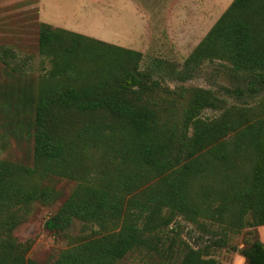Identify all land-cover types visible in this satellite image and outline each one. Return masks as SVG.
Listing matches in <instances>:
<instances>
[{
  "label": "trees",
  "instance_id": "obj_1",
  "mask_svg": "<svg viewBox=\"0 0 264 264\" xmlns=\"http://www.w3.org/2000/svg\"><path fill=\"white\" fill-rule=\"evenodd\" d=\"M38 49L56 83L34 99L31 166L0 162V264H40L23 260L30 244L11 232L32 204L55 200L41 184L50 175L78 182L45 227L65 232L76 218L97 229L41 264H115L175 214L228 218L236 228L264 224V115L203 121L201 111L222 102L211 89L161 88L148 71L161 61L142 70L139 51L48 24L39 26ZM207 59L245 74L248 93L264 89V0H232L184 60L182 78ZM157 92L187 93L180 112ZM240 253L246 264H264L258 239ZM178 264L224 263L186 246Z\"/></svg>",
  "mask_w": 264,
  "mask_h": 264
},
{
  "label": "rangeland",
  "instance_id": "obj_2",
  "mask_svg": "<svg viewBox=\"0 0 264 264\" xmlns=\"http://www.w3.org/2000/svg\"><path fill=\"white\" fill-rule=\"evenodd\" d=\"M231 2L0 0V162L31 166L34 99L43 88L56 83L48 75L49 61L39 54L41 23L139 51L142 70L154 60L161 61L160 70L148 68L161 88L211 89L222 102L219 107L203 109L199 116L203 121L232 118L240 111H248L249 120L264 115V89L248 93L247 76L235 74L226 61L207 59L189 76L182 78L180 74L184 60ZM62 80L70 81L64 77ZM156 97L164 106L180 112L187 93L184 97H165L157 92ZM77 182L56 175L41 181L56 192L55 200L32 204L11 232L16 243L29 242V248L21 254L26 262H52L60 250L97 229L96 225L76 218L71 219L65 232L45 227L46 220L57 212ZM224 219L217 220L207 214L186 219L175 214L148 245L128 252L115 264H178L186 246L224 264H246L241 249L254 239L263 243L264 224L259 225L261 228H236L228 224V218Z\"/></svg>",
  "mask_w": 264,
  "mask_h": 264
},
{
  "label": "crops",
  "instance_id": "obj_3",
  "mask_svg": "<svg viewBox=\"0 0 264 264\" xmlns=\"http://www.w3.org/2000/svg\"><path fill=\"white\" fill-rule=\"evenodd\" d=\"M259 228H261V226H259ZM262 231V230H261ZM263 235H261V238L263 239V243H264V231L262 232Z\"/></svg>",
  "mask_w": 264,
  "mask_h": 264
}]
</instances>
